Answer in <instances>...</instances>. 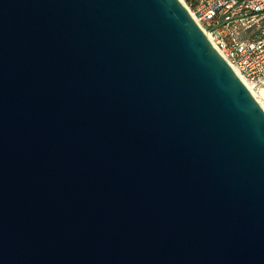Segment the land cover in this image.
Instances as JSON below:
<instances>
[{"label":"water","instance_id":"water-1","mask_svg":"<svg viewBox=\"0 0 264 264\" xmlns=\"http://www.w3.org/2000/svg\"><path fill=\"white\" fill-rule=\"evenodd\" d=\"M0 264H264V109L180 0H0Z\"/></svg>","mask_w":264,"mask_h":264},{"label":"built area","instance_id":"built-area-1","mask_svg":"<svg viewBox=\"0 0 264 264\" xmlns=\"http://www.w3.org/2000/svg\"><path fill=\"white\" fill-rule=\"evenodd\" d=\"M180 1L264 109V0Z\"/></svg>","mask_w":264,"mask_h":264},{"label":"bare ground","instance_id":"bare-ground-1","mask_svg":"<svg viewBox=\"0 0 264 264\" xmlns=\"http://www.w3.org/2000/svg\"><path fill=\"white\" fill-rule=\"evenodd\" d=\"M214 47V46H213ZM224 59V58H223ZM225 60V59H224ZM233 69V68H232ZM233 71L237 74V76L239 77V78H241V76L238 74V72L237 71H235L234 69H233ZM241 81H243L242 80V78H241ZM244 82V81H243ZM249 91L254 95V97L257 99V101L260 103V105L262 104L261 103V101H260V98H259V96L255 93V92H252V90L249 88Z\"/></svg>","mask_w":264,"mask_h":264}]
</instances>
